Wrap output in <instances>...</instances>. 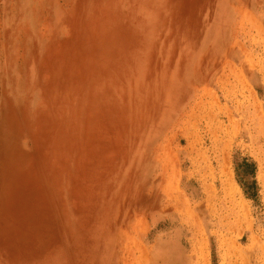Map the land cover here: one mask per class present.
Here are the masks:
<instances>
[{
	"label": "rangeland",
	"instance_id": "obj_1",
	"mask_svg": "<svg viewBox=\"0 0 264 264\" xmlns=\"http://www.w3.org/2000/svg\"><path fill=\"white\" fill-rule=\"evenodd\" d=\"M0 264H264V0H0Z\"/></svg>",
	"mask_w": 264,
	"mask_h": 264
},
{
	"label": "bare ground",
	"instance_id": "obj_2",
	"mask_svg": "<svg viewBox=\"0 0 264 264\" xmlns=\"http://www.w3.org/2000/svg\"><path fill=\"white\" fill-rule=\"evenodd\" d=\"M223 169V168H222ZM227 185V184H226Z\"/></svg>",
	"mask_w": 264,
	"mask_h": 264
}]
</instances>
